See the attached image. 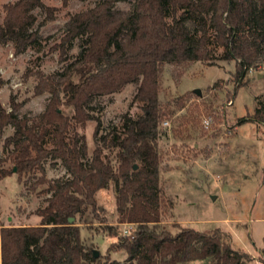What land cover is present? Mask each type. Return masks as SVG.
<instances>
[{
  "label": "trees",
  "instance_id": "obj_1",
  "mask_svg": "<svg viewBox=\"0 0 264 264\" xmlns=\"http://www.w3.org/2000/svg\"><path fill=\"white\" fill-rule=\"evenodd\" d=\"M95 1L70 14L53 47L67 61L69 47L81 39L77 57L61 71H27L36 77L34 94H49L45 109L21 115L22 103L14 97L10 110L0 102V128L13 127L4 140L7 156L0 158V178L16 167L18 179L47 201L36 212L38 224L1 226V264L245 263L249 256L234 250L220 230L209 233L177 221L171 227L164 223L165 207L173 202L165 198L160 183L159 125L170 113L159 99L160 77L167 66L179 73L174 66L212 64L219 58L236 62L235 88L242 86L247 72L264 63V0H133L128 9L117 8L123 0ZM37 7L54 19L55 8L43 0L4 5L0 42H13L16 54L40 36L34 29ZM129 83L138 84L135 98L142 112L125 114L121 131L99 136L101 121L91 112L93 101ZM256 99L251 119L264 125V100ZM93 119L97 145L90 153L79 127ZM106 148H118V164ZM50 159L53 164L60 160L69 176L48 178ZM111 182L118 222L136 227L133 237L121 236L115 245L127 251L125 261L109 254L95 257L94 245L81 235L80 224L88 222L89 212L101 219L96 195ZM111 229L116 233V226ZM261 257L264 261V245Z\"/></svg>",
  "mask_w": 264,
  "mask_h": 264
},
{
  "label": "rangeland",
  "instance_id": "obj_2",
  "mask_svg": "<svg viewBox=\"0 0 264 264\" xmlns=\"http://www.w3.org/2000/svg\"><path fill=\"white\" fill-rule=\"evenodd\" d=\"M16 1L0 0V23L5 17L4 5ZM132 1H120L117 8L128 9ZM43 2L55 8L54 19H49L39 7L33 10L34 29L40 35L36 43L16 54L13 42H0V102L10 110L14 97L22 103L21 115L41 113L49 100L48 93L34 94L36 77L27 75V71L53 73L74 60L81 39L69 47L67 61L53 47L60 42L70 14L96 4L95 0ZM174 67L179 73L173 72V66H167L160 77L159 99L170 110L159 125L160 183L165 198L173 202V206L165 207L164 223L171 227L174 221H179L201 231L221 227L222 233L231 234L235 249L256 255L264 245V125L251 116L257 107V96L264 100V63L251 68L238 88H235L234 60L216 58L212 64L196 61L186 67ZM137 89V83H129L120 91L93 101L91 112L101 121L99 136L114 129L121 131L125 114L136 117L142 112L141 103L135 98ZM66 112L70 114L71 110ZM96 126L97 120L93 119L79 127L86 135L90 153L97 145ZM12 133L10 125L0 128V158L7 156L4 140ZM105 152L118 164V148H106ZM46 171L48 178L69 176L60 160L55 164L48 160ZM96 196L101 219H95L89 212L88 222L80 224L81 235L105 255L113 247H110L114 240L111 225L118 218L115 183L100 189ZM46 204V197L29 190L15 171L0 178V229L38 224L41 217L36 212ZM116 228L119 242L125 233L119 226ZM134 230L126 235H132Z\"/></svg>",
  "mask_w": 264,
  "mask_h": 264
},
{
  "label": "crops",
  "instance_id": "obj_3",
  "mask_svg": "<svg viewBox=\"0 0 264 264\" xmlns=\"http://www.w3.org/2000/svg\"><path fill=\"white\" fill-rule=\"evenodd\" d=\"M177 222H179V221H177ZM112 225L113 226H119V228L123 229V231H124L123 233H125V230H128V233L127 234H130L132 232V230L135 229L134 226H133L134 224H130V223H126V222L125 223H119L118 222V218H117L116 221L112 222ZM214 228H215L214 229V231H215V230H220L221 227H214ZM214 231H206V232L211 233V232H214ZM220 231L223 232L222 230H220ZM225 231H227V230H225ZM224 234H226V233H224ZM123 235L127 236L126 234H123ZM132 235H133V233H132ZM226 236H227V239H229V242L231 244V240H232L231 234H226ZM128 237H131V235L130 236L128 235ZM117 243H118L117 236H116V233H114V240L111 242V245H110V247L111 246H113V247H111V249L109 251V255H110V257L112 259H117V260H120V261H125L127 259V257H128V253H127V251L125 249H117L115 247V245ZM231 247L234 250L239 251L240 253H245V254H247L249 256L248 257V260H246V262L243 263V264H252L253 262H256L257 264H264V261H263V259L261 257V250H262V247L263 246L259 249L258 254H256V255L251 254L250 251H245V250H242V249H235L232 246V244H231ZM192 264H210V263L207 260H194L192 262Z\"/></svg>",
  "mask_w": 264,
  "mask_h": 264
},
{
  "label": "water",
  "instance_id": "obj_4",
  "mask_svg": "<svg viewBox=\"0 0 264 264\" xmlns=\"http://www.w3.org/2000/svg\"><path fill=\"white\" fill-rule=\"evenodd\" d=\"M194 91H195L197 94H201V90H200V89H196V90H194ZM134 168H137V164L134 165ZM14 171L16 172V167L14 168ZM74 220H75L74 217H70V218H69V222H70V223H73ZM93 253H94V256H95V257H98V256L100 255V251H99L98 249H94V250H93Z\"/></svg>",
  "mask_w": 264,
  "mask_h": 264
},
{
  "label": "built area",
  "instance_id": "obj_5",
  "mask_svg": "<svg viewBox=\"0 0 264 264\" xmlns=\"http://www.w3.org/2000/svg\"><path fill=\"white\" fill-rule=\"evenodd\" d=\"M207 123H209V122L207 121ZM127 233H128V230H125V234H127ZM131 237H133V235H131ZM180 264H192V263L189 262V261H184V262H182Z\"/></svg>",
  "mask_w": 264,
  "mask_h": 264
}]
</instances>
